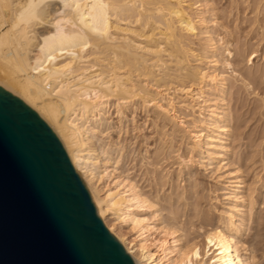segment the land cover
<instances>
[{
    "label": "bare ground",
    "instance_id": "obj_1",
    "mask_svg": "<svg viewBox=\"0 0 264 264\" xmlns=\"http://www.w3.org/2000/svg\"><path fill=\"white\" fill-rule=\"evenodd\" d=\"M200 5L192 14L185 0H0V86L52 128L98 215L135 264L256 263L237 240L246 211L238 181H232L235 188L226 196L231 202L223 220L198 233L200 239L186 237L190 234L182 232L177 218L164 222L156 203L125 173L120 165L124 147L110 136L113 118L122 121L124 109L137 102L173 121L182 99L188 109L189 102L200 101L197 116L204 118V127L187 132L190 157L182 158L181 169L189 173L191 163L206 168L209 160H224L230 135L222 95L228 82L216 69L212 37L197 53L186 41L196 33L197 21L206 24ZM121 21L137 29L122 28ZM207 53L213 58L203 69L199 63ZM208 91L216 95L212 107ZM198 219L196 232L208 217ZM125 227L135 236L129 238Z\"/></svg>",
    "mask_w": 264,
    "mask_h": 264
},
{
    "label": "rangeland",
    "instance_id": "obj_2",
    "mask_svg": "<svg viewBox=\"0 0 264 264\" xmlns=\"http://www.w3.org/2000/svg\"><path fill=\"white\" fill-rule=\"evenodd\" d=\"M185 5L191 6L192 14L200 5V18L206 20L203 26L195 19L196 33L186 36L187 45L197 53L208 47V37H212L217 48L214 58L219 62L216 69L228 82L222 95L230 135L224 160H209L206 168L191 163L189 173L181 169L182 158L190 157L187 136L204 127L200 122L204 118L197 116L200 101L189 102L193 106L188 109L183 106L188 101L182 99L175 105L173 121L158 118L151 106L146 109L137 102L124 109L122 121L113 118L110 136L124 147L120 165L125 173L156 203L164 222L177 218L182 232L190 234L186 237L197 236L223 220L231 202L226 196L235 188L232 181H238L246 211L243 234L237 240L253 253L255 264H264V0H185ZM120 25L137 29L134 23L121 21ZM118 34L142 41L128 32ZM207 54L199 63L203 69L213 58ZM133 77L143 80L135 72ZM215 96L208 91L205 97L211 107ZM110 112L114 114L113 107ZM143 213L151 216L149 211ZM202 214L208 221L196 232ZM123 229L129 238L135 236L128 227Z\"/></svg>",
    "mask_w": 264,
    "mask_h": 264
},
{
    "label": "water",
    "instance_id": "obj_3",
    "mask_svg": "<svg viewBox=\"0 0 264 264\" xmlns=\"http://www.w3.org/2000/svg\"><path fill=\"white\" fill-rule=\"evenodd\" d=\"M0 264H135L58 136L0 86Z\"/></svg>",
    "mask_w": 264,
    "mask_h": 264
}]
</instances>
